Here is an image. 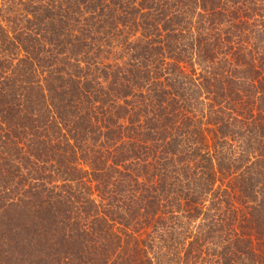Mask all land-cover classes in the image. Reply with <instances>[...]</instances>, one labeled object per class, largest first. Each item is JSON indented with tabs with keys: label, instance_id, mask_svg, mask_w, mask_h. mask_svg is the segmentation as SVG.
I'll use <instances>...</instances> for the list:
<instances>
[{
	"label": "trees",
	"instance_id": "trees-1",
	"mask_svg": "<svg viewBox=\"0 0 264 264\" xmlns=\"http://www.w3.org/2000/svg\"><path fill=\"white\" fill-rule=\"evenodd\" d=\"M0 264H264V0H0Z\"/></svg>",
	"mask_w": 264,
	"mask_h": 264
}]
</instances>
